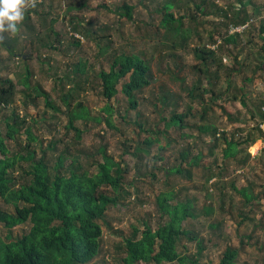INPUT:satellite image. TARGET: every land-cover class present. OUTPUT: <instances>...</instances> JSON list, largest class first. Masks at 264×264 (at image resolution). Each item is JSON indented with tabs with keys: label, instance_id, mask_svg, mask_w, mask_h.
<instances>
[{
	"label": "rangeland",
	"instance_id": "374dc122",
	"mask_svg": "<svg viewBox=\"0 0 264 264\" xmlns=\"http://www.w3.org/2000/svg\"><path fill=\"white\" fill-rule=\"evenodd\" d=\"M167 1L188 0H34L35 6L33 0H26L24 20L29 13L33 30L21 23L15 34L0 33V40L10 41L16 52L13 55L7 47L11 45L0 41V77L10 76L17 84L12 103L0 108V127L6 132L3 119L16 111L24 120V138L27 127L33 126L46 144L54 142L58 152L65 148L73 154L85 151L89 157H83L89 164L100 157L98 148L107 146L128 167L124 181L128 194L107 212L102 223V253L92 264H118L114 260L117 246L132 238L137 229L142 234L148 224L158 230V199L165 193L173 195L171 204L186 199L192 203L194 217L184 222L185 228L198 234L204 247L200 255L198 242L185 238L179 254L198 258L200 264H220L226 249L232 247L239 249L240 264H264V124L260 117L264 111V56L258 52L264 44V0H253L259 13L251 14L248 27L236 32L242 33V41L228 45L223 38L231 33L229 21L211 3L230 13V7L239 6L237 0L202 5L215 14L205 15L197 9L195 5L202 0L173 8L177 15L186 14L182 34L177 36L167 34L161 25ZM126 4L136 6L131 20L115 11ZM77 24L83 32L74 30ZM182 37L188 40L184 48L176 46V42L181 45ZM78 39L81 44L76 46L73 43ZM203 46L217 53L205 65L195 54ZM121 51L141 55L150 67L151 83L137 94L135 109H129L122 92L111 101L102 95L98 73L109 70L113 53ZM80 61L87 62L83 79L90 81L76 91L72 89L77 84L66 76L70 70L71 78L79 75L76 66ZM226 67L233 69L231 76ZM28 69L31 89L21 81ZM37 86L50 94L56 108L38 94ZM71 90L72 104L68 106L63 95ZM79 102L89 109L90 118L75 121L86 129L76 140L68 123L70 110ZM108 103L114 107L118 129L95 119L107 115L104 108ZM174 112L182 113L183 121L179 127L167 128L165 121ZM215 128L220 140L214 139ZM224 135L241 142L235 157H224ZM149 137L156 141L146 158L125 153L128 146L144 144ZM184 152H188L185 160ZM197 157L198 165L194 162ZM176 166L192 167L191 175L165 176ZM236 189H250L255 199L246 204ZM0 208L15 213V207L1 198ZM31 228V224H23L10 231L1 225L0 236L7 239L12 233L17 239Z\"/></svg>",
	"mask_w": 264,
	"mask_h": 264
},
{
	"label": "trees",
	"instance_id": "16d2710c",
	"mask_svg": "<svg viewBox=\"0 0 264 264\" xmlns=\"http://www.w3.org/2000/svg\"><path fill=\"white\" fill-rule=\"evenodd\" d=\"M202 1L201 5H195L197 9L205 15L206 13L215 14V11L208 12L202 7L213 1ZM237 1L239 6L230 7V13L224 8L217 7L214 2L211 4L218 8L217 13L224 12L230 26L249 22L252 19L251 14L259 13L253 0ZM191 3L192 1L188 0L177 3L167 1L164 4L161 25L166 29L167 34L174 36L182 34L181 29L184 26L183 20L186 14L177 15L172 9L189 7ZM135 7L126 4L117 7L115 11L121 17L131 20L134 18ZM30 20L28 13L22 25L33 30L29 24ZM79 26V24L75 25L74 30L82 31ZM21 28L20 24L18 29ZM261 31L264 33V24ZM241 39L242 33H229L223 38V42L226 45L237 44ZM0 41L2 45L10 42L3 39ZM73 44L79 46L81 43L78 39ZM187 44L188 40L185 37H182L181 45L176 42V46L183 48ZM9 45L11 46L7 47L15 55L14 44L9 43ZM258 52L259 55L264 56V44ZM195 54L204 65L208 60L213 61L217 57L215 49L204 46L195 49ZM87 68V62L80 61L76 66V72L79 75L71 78L73 70L67 74L69 81L77 84L72 90H80L84 83L90 81L89 78L83 79ZM226 71L230 76L234 72L230 67H226ZM31 74V70L28 69L27 75L21 80L28 88L31 87V83L28 82ZM98 74L101 79L102 95L111 101L119 92H122L129 101V109L138 107L137 94L151 83L150 67L144 58L139 54L126 51L114 52L110 69H102ZM120 84L121 90H119ZM16 86L17 84L10 76L0 77L1 109L12 103ZM35 90L39 95L47 97V104L50 107L56 108L48 92L42 91L38 86ZM72 90L63 95V100L68 106L72 104ZM233 99L237 100L238 97L234 96ZM104 109L107 115L96 117V121L106 122L107 127L118 129L114 121L113 105L108 103ZM69 116L68 128L75 130V139L78 140L86 129L75 125V121L80 118H90L89 109L79 102L70 110ZM260 117L264 124V111L261 112ZM22 118L21 114L14 111L12 115H7L3 119L7 131L4 132V129L0 127V198L8 205L15 207V213L0 208V226L4 225L10 231L23 224H31L32 228L23 237L17 239L12 233L7 239L0 236V264H92L102 253V223L106 219L107 212L112 207L119 206L121 199L126 198L128 194L124 188V181L129 169L123 164V160H117L116 156L108 152L107 146H100L97 150L100 157L89 164L83 157V155L89 157L85 151L73 154L69 148H65L66 150L58 152L56 145L53 146L54 142L46 144L33 126L27 127L25 131L27 137L24 138L21 130V125L24 123ZM183 118L182 113L174 112L168 120H163L166 123L165 126L169 128L179 127ZM1 122L2 120L0 124ZM257 128L263 132L259 129L260 127ZM157 133L161 134L160 128ZM212 133L215 136L214 139L220 140L217 136V128L213 129ZM223 139L227 146L224 157L227 159L235 157L241 142L236 141L235 137L228 139L225 135ZM11 140H15V144H12ZM154 141L156 140L151 137L146 138L143 141L146 146L141 143L136 147L128 146L125 153L132 152L143 160ZM186 155L188 152L182 155L184 160L187 159ZM199 160V157L195 159L196 165ZM191 171L192 167L176 166L171 170L168 169L165 176L176 173L185 177L190 176ZM154 177L157 178V175L154 174ZM236 190L245 197L246 204L255 199L250 189ZM172 198L171 193H165L158 199L161 213L158 230H154L148 224L142 234L137 229L132 238L117 246L115 262L118 264H200L198 258L183 256L178 252L185 238L198 242L200 255L204 251L199 235L185 228L184 222L194 217L192 203L186 199L171 204ZM242 215H245L247 219L246 214ZM124 250L125 255L118 258ZM239 254V249L227 248L220 264H240Z\"/></svg>",
	"mask_w": 264,
	"mask_h": 264
},
{
	"label": "clouds",
	"instance_id": "9594fccd",
	"mask_svg": "<svg viewBox=\"0 0 264 264\" xmlns=\"http://www.w3.org/2000/svg\"><path fill=\"white\" fill-rule=\"evenodd\" d=\"M25 10L26 0H0V33L15 34L24 20Z\"/></svg>",
	"mask_w": 264,
	"mask_h": 264
},
{
	"label": "built area",
	"instance_id": "2783aa9c",
	"mask_svg": "<svg viewBox=\"0 0 264 264\" xmlns=\"http://www.w3.org/2000/svg\"><path fill=\"white\" fill-rule=\"evenodd\" d=\"M249 25V22L243 23V24H238V25H234L232 24L230 26V32L231 33H236V32H241L243 30H245Z\"/></svg>",
	"mask_w": 264,
	"mask_h": 264
}]
</instances>
